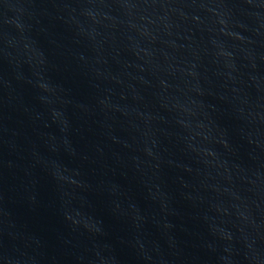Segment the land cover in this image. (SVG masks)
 I'll return each instance as SVG.
<instances>
[{
  "label": "water",
  "instance_id": "95a60500",
  "mask_svg": "<svg viewBox=\"0 0 264 264\" xmlns=\"http://www.w3.org/2000/svg\"><path fill=\"white\" fill-rule=\"evenodd\" d=\"M0 264H264V0H0Z\"/></svg>",
  "mask_w": 264,
  "mask_h": 264
}]
</instances>
